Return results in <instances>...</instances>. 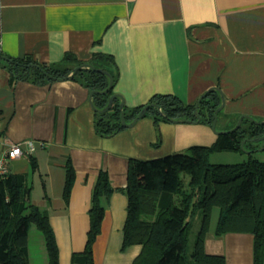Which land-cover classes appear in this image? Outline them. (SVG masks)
Segmentation results:
<instances>
[{"label":"crops","instance_id":"obj_1","mask_svg":"<svg viewBox=\"0 0 264 264\" xmlns=\"http://www.w3.org/2000/svg\"><path fill=\"white\" fill-rule=\"evenodd\" d=\"M0 48L45 63L60 62L67 52L84 62L94 53L111 54L119 70L114 91L128 107L145 104L155 94L196 104L218 87L225 96L220 131L234 127L243 114L264 120V0H0ZM90 93L70 78L45 84L12 80L0 65V146L36 140L35 153L13 159L11 172L24 174L28 182L33 172L31 195L39 181L35 199L41 203L32 202L48 211L60 264H73V253L85 248L93 188L105 170L114 190L105 200L94 264H132L142 245L122 249L128 205L122 189L129 159L212 145L218 133L199 121L157 126L153 117L143 116L102 136ZM68 160L76 179L67 203ZM205 250L224 255L226 264H254V235H217L210 228Z\"/></svg>","mask_w":264,"mask_h":264},{"label":"trees","instance_id":"obj_2","mask_svg":"<svg viewBox=\"0 0 264 264\" xmlns=\"http://www.w3.org/2000/svg\"><path fill=\"white\" fill-rule=\"evenodd\" d=\"M0 55L8 57H0V65L10 72L12 80L45 84L69 77L91 91L98 90L93 95L98 109L106 107L115 93L119 70L111 54L94 53L89 62H84L67 52L60 62L55 63L40 62L29 56H10L1 48ZM83 63L108 70L114 78L113 87L103 92L109 86V76L94 68L83 67L72 74L75 67ZM221 102L218 90L208 91L198 107L201 116L199 122L212 126L215 110ZM120 103L121 98L116 97L107 112L96 111L95 126L102 136H112L125 128ZM149 103L157 104L164 112L162 115L157 108L151 107L144 115L151 113L157 126L160 121H198L195 104L174 94H155L147 103L135 107L124 105L127 121L131 122ZM262 135L264 124L246 118L237 130L218 134L212 145H193L185 151L153 159L130 158L127 185L122 189L128 198L122 249L133 244L142 245L132 264H226L224 255L209 254L205 250V238L216 206L220 209L216 234H253L254 264H264V161L253 156L261 143H245V148L252 152L243 162L214 164L210 161L211 155L218 151L243 152V139ZM31 161L33 169H37L35 158L32 157ZM65 168L63 196L68 203L76 170L71 160L66 162ZM113 190L109 175L101 170L92 192L87 242L82 251L73 253V264L95 263L94 244L101 231L105 200ZM31 191L32 187L24 174L11 172L0 178V264H31L29 230L33 224L43 234L49 264H60L59 247L48 211L32 202ZM197 210L201 213V224L190 251V218Z\"/></svg>","mask_w":264,"mask_h":264},{"label":"rangeland","instance_id":"obj_3","mask_svg":"<svg viewBox=\"0 0 264 264\" xmlns=\"http://www.w3.org/2000/svg\"><path fill=\"white\" fill-rule=\"evenodd\" d=\"M147 117H153L151 113L147 115ZM218 131H220L217 128ZM260 146L258 148L264 147V140L260 141ZM248 149V148H246ZM251 150V149H248ZM247 151H218L211 155L210 161L214 164L223 163V164H234L243 162L248 158L246 154ZM254 158H257L261 161H264V149L256 150L253 153ZM29 182L28 184L33 188V172H30ZM41 192V185L39 181L36 182V189L31 195V200L40 204V201H37L36 196ZM220 209L219 207H214L211 221H210V228L215 229L217 225V221L219 218ZM190 233H189V250L191 251L194 247L195 239L197 237L198 231L200 229L201 224V213L200 210H197L194 215L190 218ZM29 260L31 264H49V257L48 252L45 244V240L43 237L42 232L33 224L29 230Z\"/></svg>","mask_w":264,"mask_h":264},{"label":"water","instance_id":"obj_4","mask_svg":"<svg viewBox=\"0 0 264 264\" xmlns=\"http://www.w3.org/2000/svg\"><path fill=\"white\" fill-rule=\"evenodd\" d=\"M0 57L3 58V59H8V57H6L5 55H0ZM83 67L94 68V69H96V70H98V71H100V72H103V73H105V74H107V75L109 76V79H110V80H109V86H108L107 89L104 90L103 92H108V91L113 87L114 78H113L112 74H111L108 70H105V69H103V68H95L91 63H83V64H81V65H78L77 67H75V69L73 70L72 74L75 73V72H77L80 68H83ZM43 72H44L46 75H48L49 77L53 78V76H51L50 74H48L45 70H43ZM72 74H71V75H72ZM71 75H70V76H71ZM68 78H69V77H66L65 79H68ZM58 80H60V79H58ZM213 89H216V90H218V91L220 92V94H221V99H222L221 105L215 110V114H214V121H213V124H212V128H213V130H214L215 132H217L218 134H220V133H227V132L235 131V130H237V129L242 125L243 120L246 119V118L249 119V120H251V121L254 122V123L262 124V125L264 124V120H257L256 118H254V117L251 116V115L243 114V115H241V116L239 117V119H238V121H237V123H236V125H235L234 127L230 128V129H227V130L218 131V130H217V121H218L219 112L222 110V108L224 107V104H225V96H224L223 92L220 90V88H218V87H213V88L209 89L208 91L213 90ZM208 91H207V92H208ZM96 92H98V90H92V91H91V93H90V94H91V98H93V95H94ZM207 92H206V93H207ZM206 93H204V94L198 99V101H197L196 104H195V107H196V109H195V114L197 115V119H198V121L200 120V117H201V116L198 114V107H199V104H200L202 98L206 95ZM116 97H120V98H121L120 110H121V116H122V124H123L125 127H129V126L134 125V124H135V123H136L141 117H143V116L147 113V111H148L149 108H151V107H155V108H157L158 112H159L160 114L164 115V112L161 110V108H160L157 104H155V103H149V104H146V105L142 108V110L140 111V113H139V114H138V115H137V116H136L131 122H128L127 119H126L125 113H124V111H123V107H124V105H125V103H124V98H123V96H122L121 94L116 93V92H115L113 95H111V97H110V99H109V102H108L107 106L104 107L103 109H98V108L95 106L93 100H91L92 107L94 108L95 111H98V112H100V113L107 112V111L112 107V105H113L114 100H115ZM262 140H264V135L259 136V137L245 138V139H243V140L241 141V147H242L243 150H246L247 153H250V152H252V150H248V149H246V148H245V143H246L247 141L260 142V141H262ZM261 149H264V147H263V148H257V150H261Z\"/></svg>","mask_w":264,"mask_h":264},{"label":"built area","instance_id":"obj_5","mask_svg":"<svg viewBox=\"0 0 264 264\" xmlns=\"http://www.w3.org/2000/svg\"><path fill=\"white\" fill-rule=\"evenodd\" d=\"M37 150V142L32 138L19 142H9L0 146V178L11 173V162L22 155H33Z\"/></svg>","mask_w":264,"mask_h":264}]
</instances>
